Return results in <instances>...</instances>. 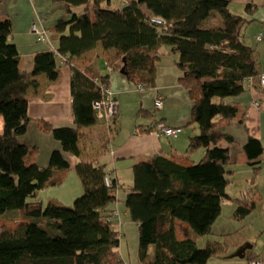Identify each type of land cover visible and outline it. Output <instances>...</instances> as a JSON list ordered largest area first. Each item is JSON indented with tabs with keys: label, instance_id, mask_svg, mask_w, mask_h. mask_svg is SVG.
<instances>
[{
	"label": "trees",
	"instance_id": "trees-1",
	"mask_svg": "<svg viewBox=\"0 0 264 264\" xmlns=\"http://www.w3.org/2000/svg\"><path fill=\"white\" fill-rule=\"evenodd\" d=\"M52 1L64 4L65 13L75 16L67 23L59 21L53 35H48L65 63L99 43L104 52L117 54L116 63L107 62L111 69L106 68L107 74L124 69L126 78L146 91L155 87V66L162 50L176 53L175 65L182 74L179 84L192 102L191 123L198 134L189 138L184 154L154 155L131 167L133 180L125 188L124 205L138 227L137 262L206 264L211 258H223L239 241L240 232L208 240L202 249L197 242L209 237L221 202L229 199L230 156L220 142L233 140L216 135L215 130L234 119L236 97L257 86L263 91L258 84L262 75L258 53L243 39L246 21L228 11L226 0H127L121 8L112 7L111 0ZM77 7L82 11L76 15ZM247 11L252 10L247 7ZM152 18L163 25L152 23ZM10 36V21L0 20V264H124L118 252L119 234L105 218L117 202L118 190L105 165L92 161L75 166L83 193L71 207L47 205L43 210L38 199L40 190L66 178L70 165L64 155L80 157L82 130L99 123L108 124L113 136L118 130L117 114L100 121L92 109L109 88L108 77L71 68L75 128L39 124L61 150L51 153L46 168L29 164V149L18 142L28 127L25 93L30 85L36 86L28 80L44 74L55 83L58 59L52 51L36 54L31 72H23ZM200 148L204 155L193 163L189 155ZM243 152L256 176L262 154L259 140L249 138ZM105 176L110 180L108 188ZM252 193L235 200V219L254 212L261 197ZM10 210H21L23 215L8 219L5 214ZM254 260L259 259L248 258L249 263Z\"/></svg>",
	"mask_w": 264,
	"mask_h": 264
},
{
	"label": "crops",
	"instance_id": "crops-1",
	"mask_svg": "<svg viewBox=\"0 0 264 264\" xmlns=\"http://www.w3.org/2000/svg\"><path fill=\"white\" fill-rule=\"evenodd\" d=\"M226 1H229L228 11L246 21L242 31L244 42L257 51L261 74H264V0ZM247 7L252 11H247ZM64 8V4L52 0H0V20L8 19L11 23L9 42L16 46L21 71L31 72L35 55L50 51L47 44L38 42L36 36L31 33V25L34 23L41 26L49 36L53 35L59 21L67 23L75 18L66 14ZM51 44L53 47L56 45L54 41ZM162 54L155 66L154 89L146 91L138 89L126 75L120 74V71L118 73L113 71L108 75L106 64L116 63L117 54L114 50L104 52L98 43L93 49L71 59L69 63L57 60L59 74L55 83H50L44 74L29 78L28 82H34L36 86L30 85L25 93L28 127L26 133L18 138V142L29 149L26 157L29 164L35 163L40 168H46L51 153L60 151L61 146L51 135L41 132L39 124H47L53 128H75L71 111V68L88 69L98 77H108L109 89L119 105L118 114L122 116L126 114L125 97L139 91V113L143 115L140 121H137V118L131 127L130 124L124 127L123 119L119 122L117 116L115 121L119 122L120 126L114 136L110 134L108 124L105 123L82 130L84 138L78 144L80 157L77 159L64 155L70 165L66 177L73 183V179H76L75 166L79 162L92 161L105 165V172L116 181L122 195L118 197L116 193L118 203L116 202L112 212L105 215V218L112 222L120 240L129 232L128 226L134 225L138 231L137 225L132 224L128 218L124 205L128 194L125 188L131 186L133 180L132 165L154 155L184 154L189 138L198 134L196 126L191 123L192 102L187 91L179 84L182 74L175 65L177 55L169 49H163ZM100 60L103 62L100 63ZM157 97L163 100V106L158 110L153 105ZM256 100H259V108L253 109L251 103ZM234 103L236 114L232 122L215 130L216 135L229 136L233 140L232 143L224 140L220 142L222 147L228 148L230 156L226 167L230 181L227 187L229 199L221 202L220 215L212 224L206 241L221 240L224 236L238 232L241 237L235 245L229 246L223 258H211L206 264H250L248 258L251 256L257 257L264 264V91H259L258 86L251 88L236 97ZM158 124L177 132L172 136L158 135L155 132ZM2 133L3 119L0 116V136ZM249 138L259 140L262 147L260 169L256 176H253L252 168L247 164L243 152V146ZM203 155L204 150L200 148L191 153L189 158L193 163H197ZM76 191L75 188L73 194ZM252 191L261 197L254 212L243 219H235V200L253 195ZM48 205L63 206L69 203L56 197ZM243 249H245L243 257H236ZM119 256L124 264H132L131 260L126 262L120 253Z\"/></svg>",
	"mask_w": 264,
	"mask_h": 264
},
{
	"label": "rangeland",
	"instance_id": "rangeland-1",
	"mask_svg": "<svg viewBox=\"0 0 264 264\" xmlns=\"http://www.w3.org/2000/svg\"><path fill=\"white\" fill-rule=\"evenodd\" d=\"M126 1L127 0H112V7L121 8L123 7ZM73 10L75 14H79L82 11L80 7L74 8ZM102 62L103 61L100 60V63ZM114 72L118 73L117 70H114ZM138 92L139 91L137 90V92H134L128 95L127 97H125V100H124L125 109H126L125 116L118 114V111H119V105H118V110H117L118 119H119V122H120V119H123L124 127H127L129 124L131 127L134 120L136 121V119L138 118L137 121H140L141 118L143 117V115L139 113L140 106L138 105H140V102H139ZM119 122H116L117 127L120 126ZM97 137H98V134H97ZM74 176L76 178V179H73L74 183L71 179H67L66 177L60 185L49 186L39 191L38 199H39V202L41 203L43 210L47 207L48 203L50 201H53V199L55 200L56 197L62 199L66 203H69V205H63V206L65 207L72 206L73 201L76 198L80 197L83 193L81 181L75 172H74ZM75 188L77 189V191L74 192L73 194V191H75ZM80 192L81 194H79ZM116 192H117L118 197H121L122 195L121 189L119 188ZM22 215H23V211L21 210H10V211H7L5 214V216L8 219L12 217L15 219H18L19 217H22ZM131 226H128L129 232H127L126 237L125 238L122 237L120 240L121 242H120V247H119V253L120 255H122V257L125 259L126 262H128V260H131L132 264H137L138 234L136 231V227H134V225H131ZM117 229H119V227ZM205 244H206V237L201 238L197 242V247L199 249H202L205 247Z\"/></svg>",
	"mask_w": 264,
	"mask_h": 264
},
{
	"label": "built area",
	"instance_id": "built-area-1",
	"mask_svg": "<svg viewBox=\"0 0 264 264\" xmlns=\"http://www.w3.org/2000/svg\"><path fill=\"white\" fill-rule=\"evenodd\" d=\"M151 22L157 25H163L162 20L152 18ZM31 33H33L38 42L47 44L50 47V51L53 52V54L57 57V59L60 62L65 63V59L61 57L55 50L54 47L51 44V41L49 39L48 33L41 27L36 24H32L30 27ZM106 68L108 71H111L110 67L106 64ZM258 84L260 88L264 91V74H262L259 77ZM139 89V88H138ZM154 108L156 110L161 109L163 106V100L160 97H157L154 101ZM251 107L253 109H258L259 108V100L253 101L251 103ZM92 109L94 111L95 117L97 120L100 121H108L110 120L113 116L117 114L118 110V103L116 99L114 98L113 92L109 88H105L102 92V99L99 101H96L92 104ZM155 132L158 135H163V136H172L174 135L177 131H174L172 129H166L163 124H158L155 127ZM103 183L105 187H109L110 185V180L108 176H105L103 179ZM250 264H262V261L260 260H254L251 261Z\"/></svg>",
	"mask_w": 264,
	"mask_h": 264
},
{
	"label": "water",
	"instance_id": "water-1",
	"mask_svg": "<svg viewBox=\"0 0 264 264\" xmlns=\"http://www.w3.org/2000/svg\"><path fill=\"white\" fill-rule=\"evenodd\" d=\"M120 74L126 75V73H125L124 69H121V70H120ZM244 252H245V249H243V250L241 251V253H240V254H237V255H236V257L242 258V257H243V254H244Z\"/></svg>",
	"mask_w": 264,
	"mask_h": 264
}]
</instances>
